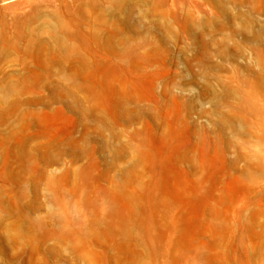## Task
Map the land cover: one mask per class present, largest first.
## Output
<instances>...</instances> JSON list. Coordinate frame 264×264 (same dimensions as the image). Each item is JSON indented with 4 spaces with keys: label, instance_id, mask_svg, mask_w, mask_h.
<instances>
[{
    "label": "rangeland",
    "instance_id": "1",
    "mask_svg": "<svg viewBox=\"0 0 264 264\" xmlns=\"http://www.w3.org/2000/svg\"><path fill=\"white\" fill-rule=\"evenodd\" d=\"M0 264H264V0H0Z\"/></svg>",
    "mask_w": 264,
    "mask_h": 264
},
{
    "label": "bare ground",
    "instance_id": "2",
    "mask_svg": "<svg viewBox=\"0 0 264 264\" xmlns=\"http://www.w3.org/2000/svg\"><path fill=\"white\" fill-rule=\"evenodd\" d=\"M102 34H103V32H102Z\"/></svg>",
    "mask_w": 264,
    "mask_h": 264
}]
</instances>
